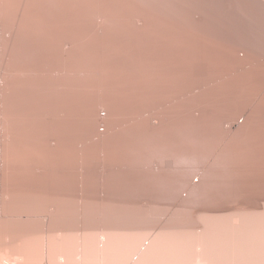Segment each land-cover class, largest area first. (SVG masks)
Wrapping results in <instances>:
<instances>
[{"label":"rangeland","instance_id":"obj_1","mask_svg":"<svg viewBox=\"0 0 264 264\" xmlns=\"http://www.w3.org/2000/svg\"><path fill=\"white\" fill-rule=\"evenodd\" d=\"M38 1H29V7L24 10L25 19L65 23L66 34L78 38L76 44L74 43L75 47L72 42L74 50L70 56L64 55L63 51L70 49L72 45L55 38L43 52L47 54L45 61H48V65L35 66L39 71L29 72L41 74V80H36L33 83L35 86L30 90L31 96L40 97L32 102L38 106L37 112L31 104L26 105L23 112L26 113L32 107L29 113L35 115L34 119L38 121L42 119L43 125L40 123L41 133L24 132L16 148L19 149L16 159L27 162L31 160L34 152L47 156L57 153L60 162L67 166L74 160L72 156L63 153L77 149L80 156L77 160V178L70 181V173L73 172L71 168L60 170L68 175L64 177V194L86 195L94 194L98 190L104 191L109 185L104 179L107 174L129 169L124 166H111L105 158L98 157V152L91 159H84V154L88 153L86 149H96L91 143L101 142L113 134L110 149L136 150L141 155L160 151L164 159L174 166L171 168L173 171L197 172L195 182H199L204 174L219 173L214 171L216 163L235 165L253 157L243 154V149H264V123L248 117L256 102L245 104L246 102L228 99L240 87L255 82L250 78H245L244 81L245 72L240 75L239 69L236 68V72L233 69L229 42L258 45L262 53L251 57L252 71L260 73L264 69V56L261 55L264 53V18L260 17L252 0H237L238 4L226 0H147V6L151 9L143 5L145 0H140L142 4L135 0H109L104 6H101L98 0ZM11 10L12 7L9 11ZM5 18L2 13L0 23L6 27L9 48L19 28L20 15L11 22L5 21ZM99 20L110 25L111 32L102 42L96 41L91 30L83 27ZM142 21L156 25L155 38L147 39L142 33L132 34L126 29L132 23ZM35 53L36 50L28 53L35 60L34 63L40 61ZM50 55L52 56L49 57ZM201 65H206L208 72L198 73L196 68ZM153 66L159 71L155 73L146 70L148 67L154 68ZM14 74L15 71L9 69L5 61L0 70V90L10 82ZM37 83L42 84L41 91L37 88ZM59 83L66 90H62L57 97L55 89L61 88L57 87ZM221 89H224V92L218 94ZM200 97H204L203 101L196 104ZM211 105L213 108L208 110ZM61 106L67 109L68 115L57 112ZM202 112H207L205 116L211 117L199 123L194 117ZM38 113L45 116L38 117ZM7 117L8 115L0 111V126ZM46 118L57 119L60 123L61 118L63 119L59 127L60 135L55 136L56 126L53 122H47ZM89 118H96L99 124L98 134L87 140L85 125ZM104 121H111L112 125L104 127ZM162 123L166 125L165 128H161ZM8 138L0 135V149H4L9 143ZM83 140L85 142L81 143ZM200 149H204L206 156L197 162L196 155ZM183 162L187 164L175 167ZM154 169H157L156 165ZM39 179L34 175L23 180L37 182ZM51 182L54 183L53 180ZM221 190L220 187L214 188L213 195L207 202H224L220 195ZM144 191L145 202L153 204L149 195L151 188ZM123 194L125 197V192ZM166 195L161 197L166 200ZM232 199L238 200L239 197L234 196ZM182 200L183 198H180V201L167 211L166 217L176 223L174 229L187 231L188 228H193L199 231L202 225L206 226L205 221H213V218L224 220L217 218L215 214H208L199 219L192 208L179 206ZM243 200L246 199L232 201L229 207L233 212L230 210L226 213L227 222L218 223L216 230L221 234L220 244H227L228 247L231 246L230 243L238 245L237 241L241 238L247 236L251 239L259 233H264V226L228 220L231 213L239 214L237 211L241 210L240 204L247 201ZM18 201L13 203L16 209L22 202ZM3 202L9 203L8 200ZM24 202L27 205L21 204V207L23 205V209L31 211L30 213H39L43 208L37 201L22 203ZM41 211L44 212V209ZM250 215H247L248 218ZM52 218L64 228L70 229L82 224L92 226L93 219L97 217L88 215L80 217L78 221L74 215L55 214ZM124 218L127 222L134 221L133 223L142 228L145 225V228H151L158 221L156 213L150 210L141 214L114 216L112 221H121ZM191 221L196 222L185 226L189 222L191 224ZM14 228L7 233L12 232L10 235L15 234L17 237L19 233H26L30 227L20 225ZM59 231L56 228L44 230L49 238L53 237L51 243L55 250L53 259L47 264L59 263L55 249L61 246L57 239ZM180 233L182 234L181 231ZM188 234L183 231L182 235H186V239L191 238ZM36 239L30 241L34 247L45 243L43 239ZM70 244L72 243H64L65 248ZM5 247H8V243L0 242V248ZM8 259L14 260L15 257L10 256ZM59 260L64 261L63 258ZM188 262L197 264L194 259H189Z\"/></svg>","mask_w":264,"mask_h":264},{"label":"bare ground","instance_id":"obj_2","mask_svg":"<svg viewBox=\"0 0 264 264\" xmlns=\"http://www.w3.org/2000/svg\"><path fill=\"white\" fill-rule=\"evenodd\" d=\"M29 1L31 0H0V15L2 16L3 13L6 17L5 21L11 22L20 15L19 28L9 48L7 47L6 27L0 23V70L6 61L7 67L15 71L10 82L0 90V111L2 114L8 115L7 120L0 126L2 131L0 135L9 137V143L4 149H0V242L8 243V247L0 248V264L50 263L55 250L51 243L53 237L49 238L44 232L46 228L60 230L57 239L61 242V246L55 248L59 256L58 264H192L188 262L189 259H194L197 264H264V233H259L251 239L246 236L237 241L238 245L230 243L231 246L228 247L227 244H220L221 234L216 230L219 222H227L226 213L231 210L230 203L240 199L247 201L243 200L246 203L240 204L241 210L236 204L239 214L231 213L228 220L247 225L264 226V149H243V154H250L253 157L235 165L216 163L214 171L219 173L204 174L199 182H195L197 172L194 170L190 172L173 171L171 168L174 166L164 159L160 151L141 155L136 150L110 149L114 134L109 135L101 142L91 143L96 149H86L88 145L85 146L84 149L88 153L84 154V159L89 160L98 152V157L105 158L111 166H124L129 169L110 172L104 177L109 183L104 191L98 190L94 194L86 195L64 194L66 187L64 177H68V175L60 170L71 168L73 172L69 171L71 172L70 181L77 178L79 169L77 160L80 157L77 154V149L63 153L72 156L74 160L67 166L60 162L57 153H54V156H47L41 152H34L31 155V160L27 162L16 159L19 150L16 148L24 132L41 133L40 123L43 122L42 119L41 121L34 119L35 115L29 113L32 107L37 112L38 106L33 105L32 102L33 99L40 96H31L30 90L35 86L33 83L36 80H41L40 73L29 72L39 71L35 66L45 67L48 65V61H45L47 54L43 52L49 48L55 38H58V41L69 43L70 46L73 42L74 47L78 38L75 35L66 34L65 23L25 19L24 10L29 7ZM107 1L109 0H98L101 6H104ZM135 1L143 3L140 0ZM230 1L236 2L233 4H238L237 0H226V2ZM252 1L257 6L260 17L264 18V0ZM146 2L147 0L143 5L151 9ZM10 7H12L11 11H9ZM83 27L87 30L90 29L98 42L104 41L111 34L109 32L110 25L100 20ZM126 29L132 34L142 33L147 39L156 37V25L149 21L132 23ZM151 41L155 42V40ZM73 45L70 49L63 51L64 55H71V51L74 50ZM228 47L231 51V65L235 72L236 68L239 69L238 74L240 75L245 72L244 81H246L245 78L255 80L249 85L240 87L228 99H234L241 103L246 102L245 104L255 101V107L249 112L248 117L264 123V69L260 73H256L252 71L253 67L250 62L253 55L262 52L258 45L252 43L229 42ZM153 49L156 50V48ZM32 50H36L35 54L39 57L40 61L37 60L39 62L34 63L32 55L28 54L32 53ZM36 55L34 56L37 57ZM261 55L263 57L264 53ZM153 67H148L146 70L155 73L159 71L157 67ZM16 71L22 73L17 74ZM196 71L206 73L208 67L201 65L196 68ZM36 85L41 91L42 84L37 83ZM62 86L59 83L57 87L61 88L55 89L57 97L62 90L64 92L66 90ZM222 90L224 89H221L218 94L224 92ZM203 99L204 97H200L195 103L202 102ZM29 104L32 107L24 113V107ZM211 108H213L212 105L208 110ZM57 112L61 115H68L64 106H61ZM206 113L202 112L194 118L202 123L201 120L211 117V115L205 116ZM38 114V117L41 118L45 116L43 113ZM46 120L55 124V136L60 135L59 127L62 125L63 119L61 118V123L57 119L46 118ZM98 124L99 121L96 118L86 120L87 140L98 134ZM104 124V127L112 125L111 121H104ZM160 125L161 128L166 127L163 123ZM84 142V140L81 141V143ZM196 156L198 162L206 156V152L204 149H200ZM185 164L187 163L183 162L175 167H183ZM154 165L157 166V169H154ZM133 167L134 169L131 170ZM34 175L40 178L39 181L27 182L23 180ZM216 178L221 179L216 181ZM194 182L195 185L192 186ZM219 187L222 189L220 195L224 198V202H207L208 198L213 195V189ZM147 188H151L149 195L153 204L146 203L143 199L144 190ZM163 194H167L166 200L161 197ZM234 196L239 199L233 200ZM180 198L183 200L179 206L185 209L192 208L199 219L208 214H215L217 218H224V220H214L213 218V221H210L206 219L208 220L205 221L206 226L202 225V229L199 231L193 230V228H188L187 231L183 230L188 232L191 237L186 239L184 237L186 235H182V230L174 229L175 221L166 217L169 208L179 202ZM231 199L232 201H229ZM5 200H8L9 203L3 202ZM16 200L40 202L44 212L40 209L38 213L35 208L37 213L28 212L23 209V205L21 207V204L27 205L26 202H20V207L16 209L13 204ZM29 202L28 204H30ZM35 206L38 207L36 204ZM149 210L158 216L156 225L151 228H145L146 225L142 228L133 223L134 221H125V218L121 221H112L114 216L141 214ZM231 211L233 212V210ZM55 214L74 215L78 221L80 217L88 215H94L97 218L93 219L92 226L91 224H82L67 229L53 220L52 217ZM247 215H250V218ZM195 222L191 221V224L189 222L185 226H190ZM20 225H28L30 228L26 230V233L16 234L17 237L15 234L14 236L10 235L12 232L7 233L13 230L14 226ZM32 234H38V236ZM35 238L39 241L43 239L42 241L45 243L40 247H34L30 241ZM66 242L72 244L65 248L66 244L64 245V243ZM10 256H14L15 259L9 260ZM59 258H63L64 261L60 262ZM183 258H186L187 261Z\"/></svg>","mask_w":264,"mask_h":264}]
</instances>
